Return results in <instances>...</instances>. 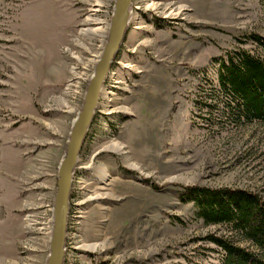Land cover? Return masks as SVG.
<instances>
[{"label":"rangeland","instance_id":"rangeland-1","mask_svg":"<svg viewBox=\"0 0 264 264\" xmlns=\"http://www.w3.org/2000/svg\"><path fill=\"white\" fill-rule=\"evenodd\" d=\"M97 1L0 0V264L47 262L59 165L115 3ZM132 11L73 175L64 264H221L205 237L226 228L181 196L264 194V125L207 107L224 106L210 90L217 59L264 57L248 37L264 36V0H133ZM45 176L47 242L30 217L44 203L30 187Z\"/></svg>","mask_w":264,"mask_h":264},{"label":"trees","instance_id":"trees-1","mask_svg":"<svg viewBox=\"0 0 264 264\" xmlns=\"http://www.w3.org/2000/svg\"><path fill=\"white\" fill-rule=\"evenodd\" d=\"M248 37L264 49V36L253 33ZM216 61L218 84L212 83L210 90L223 97L224 106L207 107L222 110L237 125H264V57L238 48ZM181 198L195 205L197 218L205 224L226 228L223 234L205 237L222 251L221 264H264V194L242 188L191 186Z\"/></svg>","mask_w":264,"mask_h":264},{"label":"water","instance_id":"water-1","mask_svg":"<svg viewBox=\"0 0 264 264\" xmlns=\"http://www.w3.org/2000/svg\"><path fill=\"white\" fill-rule=\"evenodd\" d=\"M133 0H115L108 29L107 41L96 62L86 87L81 110L70 131L66 152L58 169L56 192L52 209V230L48 244L46 264H64L66 256L67 223L73 175L79 156L95 117L104 84L122 44L132 19Z\"/></svg>","mask_w":264,"mask_h":264},{"label":"flooded vegetation","instance_id":"flooded-vegetation-1","mask_svg":"<svg viewBox=\"0 0 264 264\" xmlns=\"http://www.w3.org/2000/svg\"><path fill=\"white\" fill-rule=\"evenodd\" d=\"M40 181H43V183L39 182L37 184V181H36V183L32 185V187H30L32 189L31 194H32V197L43 199L44 203L42 205L40 204V205L35 206L33 208L35 212L32 213L30 217H31L32 224L34 226H37V227H34L35 232L38 233L36 234V239H39V240L44 239L46 240L45 242H47V239L49 238V234H50L51 206H52L51 199H50V185L48 184L49 179L46 176ZM41 213L43 214L42 216L39 215ZM41 218L43 220H41Z\"/></svg>","mask_w":264,"mask_h":264},{"label":"bare ground","instance_id":"bare-ground-1","mask_svg":"<svg viewBox=\"0 0 264 264\" xmlns=\"http://www.w3.org/2000/svg\"><path fill=\"white\" fill-rule=\"evenodd\" d=\"M94 1V5L97 7V8H95V9H93L92 11H96V10H98V6L99 7H101L99 4V2L97 1V0H93ZM152 8H156V6L154 5V4H151L150 5ZM182 9H183V7H181V6H175L174 8H173V11H175L176 12V15H178L179 13H181L182 12ZM101 11V10H100ZM86 20L87 21H92V18L89 16V17H87L86 18ZM100 22H101V20H100ZM103 22L104 21H102L101 22V25H103L104 26V24H103ZM99 28H102V26L101 27H99ZM99 28H95L96 29V31L99 29ZM95 29H92V30H95ZM109 29V28H108ZM84 31H87V30H84ZM108 35V34H107ZM101 55V54H100ZM100 57V56H99ZM99 59V58H98ZM98 59H97V61H98ZM96 61V62H97ZM96 62H95V64H96ZM95 66V65H94ZM114 73V72H113ZM93 74V73H92ZM92 76V75H91ZM102 93V92H101ZM99 105V104H98ZM98 107V106H97ZM97 109V108H96ZM95 114H96V110H95Z\"/></svg>","mask_w":264,"mask_h":264}]
</instances>
